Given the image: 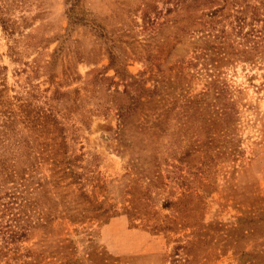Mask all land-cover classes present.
I'll return each instance as SVG.
<instances>
[{"label":"rangeland","instance_id":"obj_1","mask_svg":"<svg viewBox=\"0 0 264 264\" xmlns=\"http://www.w3.org/2000/svg\"><path fill=\"white\" fill-rule=\"evenodd\" d=\"M138 6L0 0L13 23L11 35L0 24V130L9 139L0 153L21 154L15 144L29 134L22 110L53 115L62 129L56 143L65 140L74 168L86 174L85 191L118 214L72 223L69 210L83 204L78 187L50 185L58 212L45 228L28 230L20 253L39 255L40 264H264V60L209 75L194 59L198 44H189L199 32L174 48L178 14L163 11L161 26L143 27ZM111 46L132 75L151 59L147 86L158 82L152 103L121 128L109 103L123 89L111 81L114 70H105ZM213 75L237 103L227 125L213 99L203 98ZM37 173L50 176L47 165Z\"/></svg>","mask_w":264,"mask_h":264},{"label":"trees","instance_id":"obj_2","mask_svg":"<svg viewBox=\"0 0 264 264\" xmlns=\"http://www.w3.org/2000/svg\"><path fill=\"white\" fill-rule=\"evenodd\" d=\"M138 1L137 10L141 12L143 27L161 26L157 20L163 11L165 14H178L179 22H174L175 33L171 37L174 48L182 43L183 35L200 33L199 37L191 40L189 44H198L195 47L197 50H194V59L202 60L209 75L210 71L214 73L222 65L228 66L238 62L256 65L259 60H264V0ZM0 24L4 32L11 35L13 23L2 14L1 7ZM99 37L103 38V34H99ZM162 45L157 46V49ZM113 47L107 52L109 64L105 70H114L115 77L111 79L113 85L123 87L122 91L117 89L109 96L110 106L116 111L121 128L135 113L152 103L158 82L154 80L152 87L147 86L149 79L154 76L151 59L146 60L148 70L132 75L126 70V64ZM150 57L158 59L153 54ZM146 72L150 73L148 79L144 78ZM211 77L212 81L208 83L203 98L211 97L221 111V122L230 124L237 110L233 93L217 75ZM114 78H117V82H114ZM28 110H22V113L29 134L15 144V151L21 154L14 158L0 153V264H40L39 255L31 251L20 253L18 243L26 237L30 228H45L54 220L59 203L49 197L50 185L58 189L62 187V183L69 180L64 186L78 187L77 191L83 204L76 210H69L67 219L72 223L84 219L107 221L118 215L117 212L109 214L107 210H102L100 205L96 206L93 203L95 196L91 199L85 191V181H88L84 178L86 174L77 171L76 166L74 168V159L67 156L65 140H62V145L56 143L55 138L62 137V129L53 115L49 114L50 117L45 111L35 112L36 110L32 115ZM50 118L53 131H59L55 137H52L53 131L44 123V119ZM7 137L5 130H0V149L6 147V142L9 141ZM42 137L52 140L53 144L44 145V142L39 140ZM43 146L50 148L47 150ZM34 149L37 151L33 157L31 154ZM24 151L26 154H23ZM43 165L48 166V178L37 176Z\"/></svg>","mask_w":264,"mask_h":264}]
</instances>
